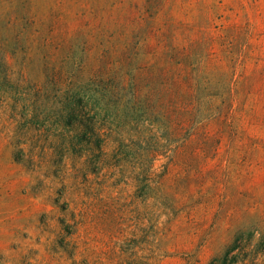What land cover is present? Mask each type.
I'll return each mask as SVG.
<instances>
[{
    "label": "rangeland",
    "instance_id": "374dc122",
    "mask_svg": "<svg viewBox=\"0 0 264 264\" xmlns=\"http://www.w3.org/2000/svg\"><path fill=\"white\" fill-rule=\"evenodd\" d=\"M0 264H264V0H0Z\"/></svg>",
    "mask_w": 264,
    "mask_h": 264
}]
</instances>
